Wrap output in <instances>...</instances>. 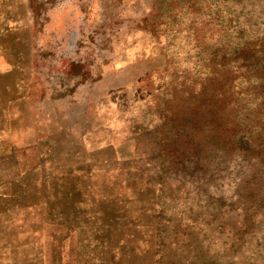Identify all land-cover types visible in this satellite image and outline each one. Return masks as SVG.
Listing matches in <instances>:
<instances>
[{"label":"rangeland","instance_id":"rangeland-1","mask_svg":"<svg viewBox=\"0 0 264 264\" xmlns=\"http://www.w3.org/2000/svg\"><path fill=\"white\" fill-rule=\"evenodd\" d=\"M0 264H264V0H0Z\"/></svg>","mask_w":264,"mask_h":264},{"label":"trees","instance_id":"trees-1","mask_svg":"<svg viewBox=\"0 0 264 264\" xmlns=\"http://www.w3.org/2000/svg\"><path fill=\"white\" fill-rule=\"evenodd\" d=\"M214 113H211V117H213ZM215 131L211 130L210 133L213 134Z\"/></svg>","mask_w":264,"mask_h":264}]
</instances>
